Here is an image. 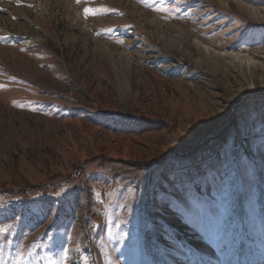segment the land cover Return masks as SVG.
<instances>
[{
  "label": "rangeland",
  "instance_id": "1",
  "mask_svg": "<svg viewBox=\"0 0 264 264\" xmlns=\"http://www.w3.org/2000/svg\"><path fill=\"white\" fill-rule=\"evenodd\" d=\"M223 52L264 78V0H0V264H264V85Z\"/></svg>",
  "mask_w": 264,
  "mask_h": 264
},
{
  "label": "bare ground",
  "instance_id": "2",
  "mask_svg": "<svg viewBox=\"0 0 264 264\" xmlns=\"http://www.w3.org/2000/svg\"><path fill=\"white\" fill-rule=\"evenodd\" d=\"M226 62L229 65L235 66L240 74L246 79L243 89H257L264 85V78H259L256 61L250 54L240 52H223ZM246 70L249 71L250 76L247 75Z\"/></svg>",
  "mask_w": 264,
  "mask_h": 264
},
{
  "label": "snow or ice",
  "instance_id": "3",
  "mask_svg": "<svg viewBox=\"0 0 264 264\" xmlns=\"http://www.w3.org/2000/svg\"><path fill=\"white\" fill-rule=\"evenodd\" d=\"M80 2V0H77V3H79ZM96 10H93V9H85V13L86 14H89V13H91V14H94V12H95ZM106 11V10H105Z\"/></svg>",
  "mask_w": 264,
  "mask_h": 264
}]
</instances>
